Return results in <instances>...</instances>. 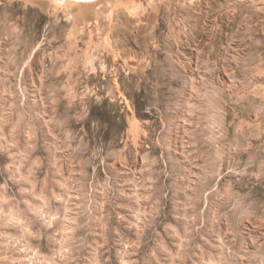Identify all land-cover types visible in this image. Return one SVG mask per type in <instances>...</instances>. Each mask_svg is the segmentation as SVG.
Returning a JSON list of instances; mask_svg holds the SVG:
<instances>
[{"label":"clouds","instance_id":"obj_1","mask_svg":"<svg viewBox=\"0 0 264 264\" xmlns=\"http://www.w3.org/2000/svg\"><path fill=\"white\" fill-rule=\"evenodd\" d=\"M33 3L51 21L50 28L64 26L63 40L53 35L42 41L50 65L38 86L20 88L24 60L13 59L18 37L0 30V71L6 74L0 88V147L14 150L17 159L8 179L18 188L12 192L0 183V264H264V232L239 227L251 222L264 229V215L246 204L237 189L245 179L257 188L264 183V0ZM117 28L143 49L136 79L146 85L140 93L146 100L134 103L142 124L135 140L150 158L142 168L149 178L137 181L139 188L153 208L166 203L175 178L173 162H178L182 178L192 184V207L213 196L224 209L220 218L230 223L229 238L217 233L201 246L185 233L177 237V248H169L166 236L144 235L146 223L136 207L143 196L133 203L139 188L124 199L129 191L124 183L130 181L121 183L119 171L106 163L111 157L113 163H130L128 171L137 167L131 137L125 141L127 153H110L99 161L93 153L77 160L68 176L63 164L47 161L45 149L87 152L84 136L72 148L75 138L65 131L68 120H59L55 111L62 101L69 108L79 101L81 111L69 119L83 131L86 100L95 95L87 88L89 78L104 74L115 79L116 69L129 71L126 64L113 63L120 58L111 39ZM56 77L58 86L50 83ZM180 143L183 155L178 154ZM101 165L110 169L104 177L96 171L89 175V168ZM129 204L121 216L119 209ZM51 216L55 220L49 222ZM131 228L136 229L134 240L125 237ZM163 231L172 234L166 224Z\"/></svg>","mask_w":264,"mask_h":264},{"label":"rangeland","instance_id":"obj_2","mask_svg":"<svg viewBox=\"0 0 264 264\" xmlns=\"http://www.w3.org/2000/svg\"><path fill=\"white\" fill-rule=\"evenodd\" d=\"M134 14V13H133ZM51 21L34 5L33 0H0V30L9 29L17 37V46L13 53V59L16 61L24 60V68L18 74V84L20 88H26L30 85H39L41 81V73L46 65H50V59L47 57L43 48L48 46L42 41L51 39L53 35L62 42L63 40V25L55 28H50ZM112 41L115 47L120 50V58L114 59L113 63L126 64L129 71L123 68L116 69L117 75L115 79L110 76L101 74L99 77H90L87 83L89 91L94 92V97L86 100L87 119L83 123V131L80 124L74 119H69L76 113L81 111L79 101L68 107L67 102H60L55 111L57 118L61 121L68 120L65 124V131L75 139L72 141V148H76V144L81 136H84L85 143L88 145L87 152L79 151L72 152L69 150L68 155L60 152H50L45 149L47 161L52 164H63L64 176L69 175V170L77 160H85L88 156L96 153V159L99 161L102 157H109L110 153L123 151L127 153L128 145L125 143L130 137L132 138L133 154L137 159V167L128 171L130 163L126 166L123 162L116 161L110 157L106 163L110 165L111 170H118L120 176L124 180L130 181L124 183V188L128 189L124 199L132 196V189L139 188L137 181H143L149 178V174L142 172L146 160L150 157H144L138 147V142L135 140L138 132L141 130L142 124L138 120L135 111V102H144L145 97L140 93L146 87L142 80L136 79L139 74L137 63L142 59L143 49L140 47L137 39L133 38L123 28H117L112 35ZM135 45V46H133ZM53 47H56L53 44ZM52 51L51 48L48 49ZM28 53H33L28 55ZM90 64L94 62V58L88 61ZM4 61H0V67H3ZM6 74L0 71V88L4 87L3 81ZM60 78H53L50 83L58 86ZM146 124H151V121H145ZM163 126V125H162ZM85 133L87 135L85 136ZM159 148V145L156 146ZM145 150H149L151 145H145ZM14 150L7 147H0V183H7L8 188L12 192H17L16 182L8 179V170L17 159L13 155ZM178 154H184L183 144L180 143ZM124 161L128 160L127 155L123 157ZM175 165V178L173 179L171 192L165 194V202L152 206V201L144 194V189L139 188L137 197L133 198V203L136 204V199L139 203L136 204L138 212L143 213L138 218L145 220L146 227L144 235L149 233H159L161 236H166L164 244L169 248H177L180 241L178 236L183 237L188 233L193 243H199L204 246L206 242L211 243L210 237H214L217 233L221 236L227 234L226 238L231 236L230 223L220 218V212L224 211L219 204L214 203V197L209 196L207 199L200 200L196 207H192L191 197L193 196L192 184L190 180L183 179V170L179 167L178 162H173ZM240 166H243L241 161ZM19 171V169H17ZM75 171H79L78 168ZM93 171L99 172L100 177H104L105 173L110 171L103 165L99 169L89 168L88 173L91 176ZM156 169H153V173ZM194 180L195 177H192ZM98 183H103V179H98ZM167 183V181L165 182ZM238 194L244 198V202L251 203L253 209L258 215H264V183H261L259 188L255 187V182L243 180L240 185H237ZM2 192V189H0ZM132 205L122 206L119 209L121 216ZM107 208V206H105ZM219 209V211H218ZM197 213L199 216L197 217ZM264 218V217H262ZM12 219L17 223H22L20 217L16 214L12 215ZM55 217H49V222L54 221ZM127 223V218L124 220ZM167 225L171 231V235H167L163 231L164 225ZM244 232H264L258 224L256 226L251 222H246L239 226ZM125 237L128 240L136 238V229H125ZM218 242V241H217ZM179 256V252L174 253ZM128 260V257H124ZM134 259V257L132 258ZM185 264H191L186 261Z\"/></svg>","mask_w":264,"mask_h":264}]
</instances>
